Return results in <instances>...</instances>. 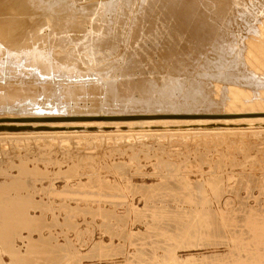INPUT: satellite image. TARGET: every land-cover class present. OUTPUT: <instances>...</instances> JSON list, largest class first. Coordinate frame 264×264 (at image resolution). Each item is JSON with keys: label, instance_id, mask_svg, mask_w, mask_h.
Listing matches in <instances>:
<instances>
[{"label": "rangeland", "instance_id": "1", "mask_svg": "<svg viewBox=\"0 0 264 264\" xmlns=\"http://www.w3.org/2000/svg\"><path fill=\"white\" fill-rule=\"evenodd\" d=\"M241 128L0 135V264H264V128Z\"/></svg>", "mask_w": 264, "mask_h": 264}, {"label": "bare ground", "instance_id": "2", "mask_svg": "<svg viewBox=\"0 0 264 264\" xmlns=\"http://www.w3.org/2000/svg\"><path fill=\"white\" fill-rule=\"evenodd\" d=\"M262 10L0 0V135L264 128Z\"/></svg>", "mask_w": 264, "mask_h": 264}]
</instances>
